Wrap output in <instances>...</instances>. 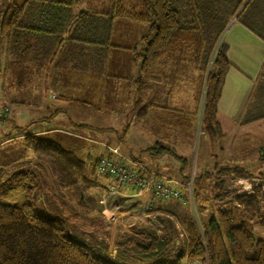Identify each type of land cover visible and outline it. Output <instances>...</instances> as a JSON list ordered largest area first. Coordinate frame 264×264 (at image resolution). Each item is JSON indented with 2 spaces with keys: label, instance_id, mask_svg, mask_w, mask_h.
<instances>
[{
  "label": "trees",
  "instance_id": "obj_1",
  "mask_svg": "<svg viewBox=\"0 0 264 264\" xmlns=\"http://www.w3.org/2000/svg\"><path fill=\"white\" fill-rule=\"evenodd\" d=\"M81 2L25 0L20 5L7 3L2 7L0 39L7 42L9 71L16 73L18 85L28 84L32 73L47 83L51 66L86 68L90 72L96 61L101 69L108 56L113 19L141 21L147 23L148 29L132 49L134 61L141 59L145 70L168 52L181 48L189 52L196 70L207 74L204 128L210 137L225 134L217 118V103L230 61L219 39L231 18L236 17L264 40V7H259L260 0H113L110 12L87 9L80 6ZM255 87L261 89L258 95H264L263 83L259 81ZM254 114L264 116V112ZM43 138L33 136L28 140L38 155L41 150L52 153L48 161L54 165L60 186L79 194L77 202L90 210L97 209L98 200L84 195L88 187L85 182L93 184L91 174H106L95 165L87 173L78 152L60 143L65 136ZM247 172L240 165L219 170L220 175L251 176ZM25 175L27 171L23 170L15 175V182L9 178L0 180V264H264V193L232 191L230 195L220 184L215 187L212 201L227 195L230 198L217 206L207 223L191 212L177 215L186 234L182 246L168 249V243L177 237L170 224L162 234L133 232L136 246L120 244L115 258L106 251L103 240L97 242V247L85 245L64 233V220L36 210L19 190ZM16 190L20 196L14 202L7 201V193ZM193 195L194 199H208L196 188Z\"/></svg>",
  "mask_w": 264,
  "mask_h": 264
},
{
  "label": "rangeland",
  "instance_id": "obj_2",
  "mask_svg": "<svg viewBox=\"0 0 264 264\" xmlns=\"http://www.w3.org/2000/svg\"><path fill=\"white\" fill-rule=\"evenodd\" d=\"M24 1L25 0H0V10L7 3H16L20 5L24 3ZM113 4V0H82L80 6L93 11L110 12L113 9ZM259 7L261 9L264 7V0H260ZM116 20H119L117 21V24H119L120 28L117 26L116 31L113 30V41L112 43H110V45L114 48L118 47V50L122 51L123 48H120L121 44L117 39L120 35L122 37L125 31L120 25L124 22H134V20L127 18H117ZM237 22L238 21L236 17L231 18L229 27H227L223 32L219 41L221 45H223L225 53L228 59L231 61L230 63L232 64V66L236 68V66L240 65L241 69H244L246 73L254 77V75H258L259 71V68L257 69V60L261 55L264 56V45L263 43H260V41H258L260 39H258L257 36L254 35L255 33L253 34L249 29L242 25V23ZM141 23L146 24L145 22ZM126 33L130 34V38L126 37V41H124V43L128 42V45L130 44L131 47L132 45L133 47H137L138 42L133 43L131 39L133 33H131V31H126ZM254 43L255 45H252ZM112 44H114V46ZM117 52L119 51H115V53ZM8 55L9 53L7 52L6 42L5 59L3 63H0V110L4 111L3 114L0 115V180L9 178L12 180V182H15V180L18 179V176H15L16 174H18L17 170L22 169L23 171V169L25 168V171H27V175H25V178L22 180L23 187L19 190L20 192L28 196L29 200L34 205V208L38 211H42L46 216L56 218L59 217L64 220V233L72 239L78 240L85 245H92V247L99 246L97 242H102L101 240H103L104 243L107 244L106 251L115 258H117V255L119 253L120 244L129 246L131 245L134 247L136 246V242L133 243V232H144V235L148 234L149 232L162 234L163 230L170 224L172 225V228L176 230L174 233L177 237L175 242L170 241L168 243V249L171 250L174 247L179 248L180 246H182L186 238V234L182 230L181 223H179V220L177 219V215L179 213H173V217V215L171 214L167 215L164 213H151L146 215L143 210L141 211L140 209L135 211L126 210L125 207L116 204L114 198L110 196L109 189H106L107 187H104L106 185L104 182H102V180H104L108 175L95 176L91 174V180H94L93 182L95 184L93 183L91 185L88 184V182H85L88 187L86 190H84V195L94 197L98 200L97 209L94 210H90L86 205L77 202V197L79 196V194H71L70 189L60 186V184L57 182V174L54 175V165L48 161L53 158V156L49 155L52 153H44L41 150L42 153H39L40 155H38V153L35 152V149L32 148L30 141L28 140L29 137L33 136L41 138H56L60 135H64L61 133L63 131L68 132L66 130H62L61 126H59V128H55L57 129L55 131L47 130L48 133H45L43 135H35L31 132V127L33 126V123H35L33 121L30 122L31 116L35 115V113L39 109L43 108V104L45 103V100H47L45 98L48 97V101L46 102L49 103L50 106L56 105L60 102L59 98H57L60 96L55 92H52L51 89H55L58 84L52 83L51 81L49 82L48 79L47 83H44L43 78H40L32 73L29 76L30 82L28 84L18 85L15 76L16 73H14V75L9 71L10 57ZM57 57L55 58V60L57 59ZM162 58L165 59V63H167V66L170 65L169 71H176L181 73L183 80H185L183 82L185 83L186 80H190L193 78L192 73H197V98L195 101L198 104L199 110L197 116L193 119L190 116L185 115L186 113L183 111L182 114L184 116L180 117L181 119H176L177 123H179L181 126L180 128L171 129L169 127H166L165 130L162 131V133L151 132L149 134V137L150 139H158V134H160L161 136H165L164 139L167 140L176 139L175 142L167 143V145L171 146L173 149L172 150L169 147L168 150L172 151V153L173 151H175L177 155H183L185 158H187V162L183 160V163L185 162L183 165V171L180 170L181 160L175 158L174 155L172 156L167 154L163 155L161 158L163 160V164H165L162 166L165 167V169L162 170L165 171V173L176 178V180H178L179 182L191 186V191L188 188V192L186 191L185 197L183 198L182 202L184 211H182L191 212L195 216H198L202 222L207 223L212 215L215 214V209L217 208L219 203H217L215 200L212 201L217 191V189L215 190L214 188H212V186L210 187L212 190H208L206 192L201 191L202 197H207V200H204L203 198V201L197 197L194 199L193 191L196 180L195 172L196 167L198 168L199 165L206 164L212 171H215L217 168L215 166L218 163L221 168L236 165L235 163H240L237 165L243 166L248 171L247 174L251 173V176L243 177L238 175L237 173H222L223 179L225 180L224 184L228 188H226V190L236 192L238 188L240 189L241 187L239 185H241V182H243L240 179H246L248 180V184L262 190L264 180H260L259 178H257L259 180H256L252 177H256V175H264V145L260 147V145L264 143V116H262L263 114H254V112H264V95H258L261 89L256 87L252 89L253 92L249 95L246 105H244L245 110L242 116V121L245 124H242V126H235L233 124H230V121H227V119L229 120V118L225 116L226 113L224 114V111L220 110L221 113L218 114L217 118L222 120V123L224 125V128L222 127L223 131L226 132V135H228L225 137V134L221 136V138L224 137L221 141H218L220 137H215L216 139L214 140V145L212 146L213 155L209 159V162H206L202 158L206 155L205 153L207 152L206 151L203 153L206 147L205 144L207 143L204 138L207 139V136L210 137V135L206 132L203 124V106L207 84V74L201 73L196 70L189 52H185L183 48H181L180 50L177 49L175 51L173 50L171 52H168ZM57 60H59V58ZM107 62L109 63V59ZM107 62H105V64H103L102 68L99 70V65H97L95 61L94 63H92L91 67L93 69H91L92 71H90V73L93 72L96 75L99 72L103 76L105 73L115 71L117 74H125L126 70L129 67V62L127 60H124L123 58L121 59V63H114L117 68L113 66V70H111L109 67L113 65V63H109L107 65ZM6 63H8V67L6 66ZM51 67L56 68L58 66ZM261 68L260 71H262L259 72L260 74L258 77V82L260 81V83H263L264 85V76H261L264 73V65L261 66ZM79 73H87L86 68L83 70L80 69ZM77 79L78 80H75L74 82L76 85L80 86L78 89H75L76 91L80 92L79 96L77 97L81 100L93 103L94 98L91 93L83 94L86 89L85 82L82 84L80 79ZM231 81H233L232 78ZM48 89H50V92L47 93ZM239 90L241 91V88ZM235 93L237 94L238 92L236 89H234L232 84L229 87L225 86V97L223 103L230 104V97ZM53 94L55 96L57 95V97L54 98V96H52ZM122 94L123 91L118 88L113 92V94L110 95L115 99L118 98L117 100H119V95ZM185 97L189 96L185 94ZM108 98L109 97H107V99ZM117 102L110 101L108 99L106 107L114 108L116 110L121 106V101ZM75 108L78 110L77 112L78 116H80L79 118H83L84 120L89 121V123L92 124V127H94L95 122L99 123L100 121L106 122L108 124L117 123L115 117L117 114L116 111L114 113L111 112L109 115V110L105 108L108 112L103 109L101 110L100 115H95L96 112L94 111L93 107L81 106L79 104H76ZM221 108L223 109L222 106ZM20 113H22L24 117H20ZM67 115H69L70 119H76L75 113L72 112L71 114V107L68 109ZM38 118L39 116H37V119ZM45 123H47V121L43 124ZM64 125L70 129H75V126L69 124V122H66V124ZM113 127L114 129L112 128V138L125 139L126 143L123 144V148L126 149L130 140V132L128 131L129 127L122 128L121 126L115 127L114 125ZM117 132H119L120 134H118ZM135 138H138L137 135H135ZM58 141H60L59 138ZM60 143L70 147H74L76 145L72 143L69 144V141L67 139L63 140ZM89 149L90 147L87 142L79 140L76 151L79 155H83L82 157H80L81 160L87 157L86 152ZM208 149L209 151H211L210 147ZM53 154L58 155V152L56 151ZM137 155L138 160L145 161L147 163L150 162L148 157L145 156V153L143 155L141 153H138ZM61 156L62 155H60V157ZM229 158L231 159L230 161ZM241 158L244 159L242 160ZM155 160H159V158H156ZM238 160L240 162H238ZM11 161H13V164H11V166L1 168L2 163L6 162L8 164ZM133 162L134 161H132V163ZM243 162H245V164H243ZM91 165L97 166V160H94ZM217 176L221 175L211 173L208 177L202 178V183L209 185L207 181H213ZM18 192V190H16L14 193L13 191L8 192L7 201L14 202L20 196V193ZM164 206H166L165 208H169L170 210H172L174 209L175 205ZM137 230H139V232H137ZM195 263L204 264L201 261H195Z\"/></svg>",
  "mask_w": 264,
  "mask_h": 264
},
{
  "label": "crops",
  "instance_id": "obj_3",
  "mask_svg": "<svg viewBox=\"0 0 264 264\" xmlns=\"http://www.w3.org/2000/svg\"><path fill=\"white\" fill-rule=\"evenodd\" d=\"M116 19L117 18H114L112 21L110 43H112L113 41V34H114L113 30L116 31L117 26L119 27V24H117V21L119 20ZM120 26L123 28L125 32L123 33L122 37L121 35L118 36L117 40L121 44L120 48H123V50L120 51L118 50L119 49L118 47H116L117 48L116 49L114 47H111L110 45L108 49V56L105 62H107L109 59V63H113V65L109 67L111 70H113L114 69L113 66H115L114 63H121L122 58L124 60H127L129 62V67L126 70V73L117 74L115 71L109 70L110 73L109 72L105 73L102 76L99 72L96 75L93 72L92 73L87 72L81 74L79 73V70H72L70 68L52 67L49 71V75L47 76L49 82L51 81L52 83L58 84L57 87H55V89L54 88L51 89L52 92H55L60 96L57 97V95L56 96L54 94L52 95L54 96V98L55 97L59 98L60 102L56 105H53L56 107H53L46 102L48 101V97L45 98L47 100H45V103L43 104L44 105L43 108L38 110L39 113L37 111L35 115L31 116L30 122L32 121L35 122L31 127L32 130L31 132L35 135H43L45 133H48L47 130L55 131L57 130L55 128H59V126H61L62 130L68 131V132L63 131L61 133L64 134L63 136H65V138L69 141V144L70 143L74 145L76 144L74 147L66 146L64 144L63 145L68 147L69 148L68 150H73L74 152L76 151L77 145L79 144V140L87 142L89 144L90 149L86 152L87 157L83 159L85 162L87 173L90 172V170L92 169L91 163H93L94 160H97L98 158L105 155L112 156L108 149L111 147V148H117L119 150V155H113V157H115L117 161L126 162L128 160H131L141 164L144 168H146V170H148L150 175H156L157 177H161V178L162 177L169 179L174 178L173 176L165 173V171L162 170L165 169V167H162L163 165H165L163 164V160L161 159L162 156L165 154L172 156L174 155L175 158L180 159L181 171H183V165L185 162H187V158H185L183 155L182 156L179 154L177 155L175 151H173L172 153V151L168 150L169 147L171 149L172 147L167 145V143L175 142L176 139L167 140L164 139L165 136H161L160 134H158V139H153V138L150 139L149 134L151 132L162 133V131L165 130L166 127H169L171 129L180 128L181 126L179 123H177L176 119H181L180 117L184 116L182 114L183 111L186 113L185 115L190 116L192 119L197 116L199 110L198 104L195 101L197 98V88H196L197 73L196 72H194L195 74L192 73L193 78L190 80H186L185 83L183 82L185 80H183V77L180 72L169 71L170 65L167 66V63H165L164 58H161L158 62L153 63L149 67V69L144 70L141 65V59L134 61L135 56H134V52L132 51V49L134 48L133 45L131 47L130 44L128 45V42L124 43V41H126L125 40L126 37L130 38V34L126 33V31H131V33H133L131 36L133 43L138 42L139 39L142 37V35L148 29L147 23L143 24L141 22H136L134 20V22H124ZM257 38L260 39L258 41H260V43H263L264 45V40L258 36ZM5 45L6 42L4 40L1 41L0 39V63H3L5 59ZM112 45L114 46V44ZM252 45H255V43ZM115 51H119V52L115 53ZM109 63L107 62V65ZM257 63H258L257 69L259 68L258 69L259 71H258V75H254V77L246 73L244 69H241L240 65L234 68L231 63L226 71L221 95L217 103V108H218L217 116L219 113H221L220 110H223L224 114L226 113L225 116L229 118V120L227 119V121H230V124H233L235 126L236 125L242 126V124H245L242 121V116L245 110L244 105H246L249 95L252 94L253 92L252 89L255 88L258 82V77L260 74L259 72L262 71V70L260 71V68L261 66L264 65L263 55H261L258 58ZM115 68L117 67L115 66ZM77 78L80 79L82 84L85 82L86 89L83 94L91 93L94 98L93 103L89 101L81 100L77 97L79 96L80 93L79 91L75 90L80 87L79 85H76L74 83L75 80H78ZM231 78L233 79V81H231ZM231 84L234 87V89L237 90L238 93L237 94L235 93L230 97L231 100L230 104H224L223 100L225 97L224 94L225 86L229 87ZM118 88H120L123 91V94L119 95V100H117L118 98L115 99L113 96L110 95L113 94V92L116 91V89ZM240 88L241 91L239 90ZM48 92H50V89L47 90V93ZM185 94L188 95L189 97H185ZM107 97H109L108 99L110 101H114V102L121 101V106L116 110L114 108H107L106 107V104L108 102ZM76 104H79L81 106L93 107L94 111L96 112L95 115H100L101 110L105 108L109 110L108 112L105 109L109 113V115L111 112L114 113L116 111L117 114L115 117L117 123L108 124L106 122L100 121L101 123L95 122L94 127H92V124H90L89 121L84 120L83 118H79L80 116H78V112H77L78 110L75 108ZM221 106L223 107V109L221 108ZM70 107H71V114L72 112L75 113L76 121L70 119L69 115H67L68 109ZM20 114H21L20 117H24L22 113ZM37 116H39L38 119ZM67 116L69 120L67 119ZM166 116H167V120H166ZM218 120L220 121L222 127L224 128L222 120L221 119ZM46 121L47 123L43 124ZM66 122H69V124L75 126V129L72 128L70 129L66 127L64 125L66 124ZM49 125L52 126L50 127ZM113 125L115 127L121 126L122 128L129 127L128 131L130 132V136H129L130 140L126 149L123 148V144L126 143L125 139L112 138V130L114 129ZM117 133L120 134L119 132ZM135 135H137L138 140L135 138ZM227 135L225 134L224 137ZM224 137L222 138L220 137L218 141H221ZM204 139L207 141V143L205 144L206 147L203 153L206 151L207 152L205 153L206 155L202 159L206 162H209V159L213 155L212 146L214 145V140L216 138L207 136L208 140L206 138ZM263 145L264 143H262L260 147ZM209 147L211 148V151H209L208 149ZM138 153H141L142 155L145 153V156L148 157L150 162L147 163L145 161L138 160V155H137ZM82 156L83 155H80V157ZM156 158H159V160H155ZM241 159L243 160L244 158ZM183 160L185 161L184 163ZM230 160L231 159L229 158V161ZM12 162L13 161H11L8 164L6 162L2 163L1 168H6L8 166H11V164H13ZM238 162L240 161L238 160ZM235 164L237 165L240 163H235ZM243 164H245V162H243ZM215 167H217L215 171H212L209 168V166H207L206 164L199 165L198 168L196 167V172H195L196 180H195L194 188H196V190H198L200 194L201 191L206 192L208 190H212L210 188L211 186L212 188L215 189V187L219 186L220 184H223L226 190L227 187L224 184L225 180L223 179L222 173L220 176V178L222 177V179H220L219 181L216 180L219 179V177H216V179L213 181L210 182L209 180L207 181L209 185L202 183L203 177H208L209 174L211 173L220 174L219 170L221 167L219 166V163ZM23 170H25V168ZM17 171L21 172L22 169H19ZM252 178L256 180L259 179L264 180V175H256V177H252ZM102 182H104L106 185L104 187H107L106 189H109L110 196L114 198L116 204L125 207L126 210L135 211L140 209L141 211L143 210V212L146 215L151 213L167 214L168 213L167 211L175 214L184 211V206L182 201L164 200L163 198H160L152 191L141 192L139 189H135L134 187H131L129 185L117 182L115 179L109 176L105 177V179L102 180ZM239 186L241 188L240 189L238 188L235 193H240V194L249 193V192H245L241 185ZM253 189L255 191L253 193L263 194L264 184L262 185V190L257 189L255 187H253ZM186 191H187L186 189L183 190L184 194L186 193ZM226 191L228 192L227 194L231 193L230 190H226ZM230 195L224 196L222 199H217L215 201L219 204H222L230 197ZM164 205L167 206L175 205V206L174 209L170 210L169 208H165L166 206ZM263 205H264V198H263Z\"/></svg>",
  "mask_w": 264,
  "mask_h": 264
},
{
  "label": "built area",
  "instance_id": "obj_4",
  "mask_svg": "<svg viewBox=\"0 0 264 264\" xmlns=\"http://www.w3.org/2000/svg\"><path fill=\"white\" fill-rule=\"evenodd\" d=\"M0 110V115L3 114ZM112 156H102L97 159V169L99 172L106 174L122 184L129 185L141 192H154L157 196L163 199L183 201L185 196L183 190L188 188L191 191V186L185 185L174 178L157 177L150 175L148 170L141 164L128 161H117L113 155H119L117 148H109ZM241 186L245 192H255L253 187L248 184V180L240 179ZM181 185V186H180ZM188 186V187H187ZM190 264H196L190 263Z\"/></svg>",
  "mask_w": 264,
  "mask_h": 264
}]
</instances>
